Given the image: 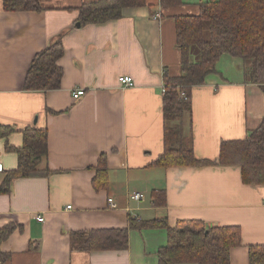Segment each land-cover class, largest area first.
Listing matches in <instances>:
<instances>
[{"label": "crops", "instance_id": "obj_1", "mask_svg": "<svg viewBox=\"0 0 264 264\" xmlns=\"http://www.w3.org/2000/svg\"><path fill=\"white\" fill-rule=\"evenodd\" d=\"M95 1L40 0L39 12H6L0 0V126L13 129L0 138V185L17 166L5 144L20 147L26 128L47 131V154L37 171L12 180L10 193L0 194V229L16 226L0 242V264H158L166 230L128 228L130 219H164L170 228L187 221L239 227L241 246L232 249L231 264H248V247L264 245V185L244 184L238 167L154 165L165 148V129L176 124L163 119L161 91L164 74H180L174 19L197 15L211 0H180L173 7L146 0L117 20L77 26V9ZM58 38L60 88L25 92L32 59ZM250 66L223 54L204 84L191 88V107L180 123L197 159L216 160L223 142L243 140L263 121L264 94L247 80ZM122 75L132 78L133 88L118 84ZM75 90L85 93L73 100ZM102 155L107 186L95 191ZM158 191L163 194L155 200ZM134 193L142 198L131 199ZM113 228H128L125 250L77 249L79 233Z\"/></svg>", "mask_w": 264, "mask_h": 264}, {"label": "trees", "instance_id": "obj_2", "mask_svg": "<svg viewBox=\"0 0 264 264\" xmlns=\"http://www.w3.org/2000/svg\"><path fill=\"white\" fill-rule=\"evenodd\" d=\"M6 12L41 11L40 0H1ZM180 0H160L162 7L180 5ZM146 0H98L82 4L78 9L80 25L103 24L117 20L128 8L143 7ZM176 47L180 52V74L163 76V119L176 123L165 129V148L154 165L163 168H193L205 166L238 167L242 182L264 185V119L243 140L223 142L216 160H201L194 156L190 143L182 138L181 117L190 110L191 88L203 85L223 54L251 64L247 80L261 87L264 94V0H211L199 5L197 15H181L174 19ZM196 49L199 61L192 60ZM61 38L50 43L32 59L26 73L25 92H46L60 88L63 71L58 61L63 55ZM183 94V96H181ZM13 129L0 126V138H6ZM7 152L17 157V166L8 171L0 185V194H9L12 180L30 177L47 154V131L26 128L22 130V145L14 148L5 144ZM105 156L95 168L92 186L95 191L107 186ZM163 192H153L152 197ZM128 228L164 229L166 245L157 253L158 264H231V251L241 246L239 227H206L199 221L179 223L168 227L164 219L128 220ZM128 228L97 229L81 232L80 251H123L128 246ZM16 229L9 224L0 229V242ZM30 250H36L32 244ZM248 264H264V245L248 247Z\"/></svg>", "mask_w": 264, "mask_h": 264}, {"label": "built area", "instance_id": "obj_3", "mask_svg": "<svg viewBox=\"0 0 264 264\" xmlns=\"http://www.w3.org/2000/svg\"><path fill=\"white\" fill-rule=\"evenodd\" d=\"M153 19L158 20L160 19V15H154ZM118 84L123 87V88H133L134 87V82L132 80L131 77L129 76H119L117 79ZM162 93L164 92V86H162L161 89ZM84 90H75L74 92H72V99L73 100H78L81 96L84 95ZM181 96H183V94H181ZM4 172V167L3 165L0 163V173ZM133 200L139 201L142 198V195L140 193H134L131 195L130 197ZM109 203L112 202V200H108ZM67 209H70V207L68 206ZM36 220L38 222H43V218L42 217H36Z\"/></svg>", "mask_w": 264, "mask_h": 264}, {"label": "rangeland", "instance_id": "obj_4", "mask_svg": "<svg viewBox=\"0 0 264 264\" xmlns=\"http://www.w3.org/2000/svg\"><path fill=\"white\" fill-rule=\"evenodd\" d=\"M191 55H192V60L194 62H198L199 61V55H198V53H197L195 48L192 49V54Z\"/></svg>", "mask_w": 264, "mask_h": 264}, {"label": "water", "instance_id": "obj_5", "mask_svg": "<svg viewBox=\"0 0 264 264\" xmlns=\"http://www.w3.org/2000/svg\"><path fill=\"white\" fill-rule=\"evenodd\" d=\"M80 24L79 23H77V26H79Z\"/></svg>", "mask_w": 264, "mask_h": 264}]
</instances>
